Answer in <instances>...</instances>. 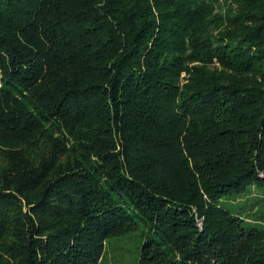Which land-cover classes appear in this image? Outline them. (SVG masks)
Returning <instances> with one entry per match:
<instances>
[{"label":"trees","instance_id":"16d2710c","mask_svg":"<svg viewBox=\"0 0 264 264\" xmlns=\"http://www.w3.org/2000/svg\"><path fill=\"white\" fill-rule=\"evenodd\" d=\"M264 264V0H0V264Z\"/></svg>","mask_w":264,"mask_h":264},{"label":"rangeland","instance_id":"374dc122","mask_svg":"<svg viewBox=\"0 0 264 264\" xmlns=\"http://www.w3.org/2000/svg\"><path fill=\"white\" fill-rule=\"evenodd\" d=\"M138 250L135 237L117 238L109 242L105 264H133Z\"/></svg>","mask_w":264,"mask_h":264}]
</instances>
